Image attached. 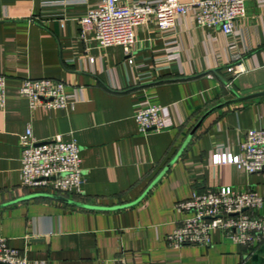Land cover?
I'll list each match as a JSON object with an SVG mask.
<instances>
[{"label":"crops","instance_id":"1","mask_svg":"<svg viewBox=\"0 0 264 264\" xmlns=\"http://www.w3.org/2000/svg\"><path fill=\"white\" fill-rule=\"evenodd\" d=\"M97 1L0 0V238L30 264H264V239L246 247L215 231L210 247L167 242L186 217L176 205L194 193L226 187L264 198V170L212 163L216 152L241 155L247 132L264 129V95L253 96L264 93V3L249 2L230 36L189 17L166 33L138 26L127 56L81 36ZM41 78L66 82L76 104L32 109L20 87ZM147 105L162 107L166 130L140 131L135 116ZM28 128L37 141L80 145L81 194L24 186Z\"/></svg>","mask_w":264,"mask_h":264},{"label":"built area","instance_id":"2","mask_svg":"<svg viewBox=\"0 0 264 264\" xmlns=\"http://www.w3.org/2000/svg\"><path fill=\"white\" fill-rule=\"evenodd\" d=\"M249 2L264 0H196L189 3L180 0H98L80 21L84 38L92 32L99 49L123 47L127 56L136 49L135 28L153 24L159 31H172L180 17H189L199 27L220 28L225 35L235 32L237 21L247 15ZM240 67L228 65L231 75ZM231 83L227 86L230 87ZM7 78L0 74V110L6 106ZM68 84L51 78L25 79L20 94L29 101L32 109H67L76 101L68 93ZM143 133L162 132L169 123L159 105H147L135 116ZM20 177L24 186L41 189L58 195L81 194L85 172L82 167L81 147L75 140L58 138L37 141L31 128L21 137ZM242 154L216 152L214 165L234 164L249 173L264 170V129L247 132L241 145ZM264 206V198L254 191H229L226 187L194 193L190 199L176 205L186 217L167 237L169 246L210 247L213 233L219 231L226 238L246 247L264 239V215L258 214ZM0 264H30L27 257L14 248L9 240L0 238Z\"/></svg>","mask_w":264,"mask_h":264},{"label":"water","instance_id":"3","mask_svg":"<svg viewBox=\"0 0 264 264\" xmlns=\"http://www.w3.org/2000/svg\"><path fill=\"white\" fill-rule=\"evenodd\" d=\"M261 95H264V93H258V94H255V95H253V96H261ZM248 98H252V97H247V99ZM246 98H240V101L241 100H245Z\"/></svg>","mask_w":264,"mask_h":264}]
</instances>
